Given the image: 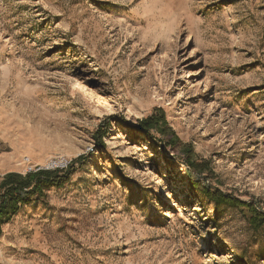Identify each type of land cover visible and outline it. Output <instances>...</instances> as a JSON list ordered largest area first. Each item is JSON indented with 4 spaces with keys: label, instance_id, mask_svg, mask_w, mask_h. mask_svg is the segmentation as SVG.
<instances>
[{
    "label": "rangeland",
    "instance_id": "obj_1",
    "mask_svg": "<svg viewBox=\"0 0 264 264\" xmlns=\"http://www.w3.org/2000/svg\"><path fill=\"white\" fill-rule=\"evenodd\" d=\"M62 161L0 264H264V0H0V182Z\"/></svg>",
    "mask_w": 264,
    "mask_h": 264
},
{
    "label": "trees",
    "instance_id": "obj_2",
    "mask_svg": "<svg viewBox=\"0 0 264 264\" xmlns=\"http://www.w3.org/2000/svg\"><path fill=\"white\" fill-rule=\"evenodd\" d=\"M138 127L143 133H148L150 130H156L157 133L166 135L171 132L175 141L179 142L178 137L169 127L164 111L161 109L155 110L152 116L140 121ZM184 151L185 154L188 155V161L193 168L199 169L202 172L206 171V169L202 170L201 166H195V164L191 162L192 151L190 146H185ZM83 159L84 158L81 157L78 162ZM73 168L74 164L70 166L65 174H69ZM59 172L60 171H37L28 173L26 176L18 173H8L2 178V181L0 182V236L2 234V226L9 223L19 212L21 207L29 204L33 197L36 195H42L45 187L52 188L61 187L63 185L62 180L58 178ZM204 192H207L206 188H204ZM212 199L218 202L234 203L235 205L242 207L246 206L243 202L233 200L220 192H218L217 195H213ZM252 213L253 224L258 226L264 223V214H258L256 211H253Z\"/></svg>",
    "mask_w": 264,
    "mask_h": 264
},
{
    "label": "built area",
    "instance_id": "obj_3",
    "mask_svg": "<svg viewBox=\"0 0 264 264\" xmlns=\"http://www.w3.org/2000/svg\"><path fill=\"white\" fill-rule=\"evenodd\" d=\"M69 165V162H49L45 167L37 168V169H29V173L37 172V171H60L66 169Z\"/></svg>",
    "mask_w": 264,
    "mask_h": 264
}]
</instances>
